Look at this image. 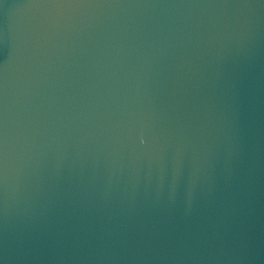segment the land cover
<instances>
[{
  "label": "water",
  "instance_id": "water-1",
  "mask_svg": "<svg viewBox=\"0 0 264 264\" xmlns=\"http://www.w3.org/2000/svg\"><path fill=\"white\" fill-rule=\"evenodd\" d=\"M0 264H264V0H0Z\"/></svg>",
  "mask_w": 264,
  "mask_h": 264
}]
</instances>
